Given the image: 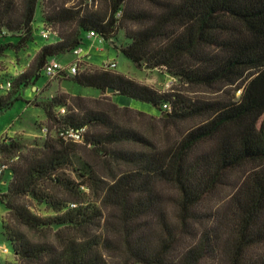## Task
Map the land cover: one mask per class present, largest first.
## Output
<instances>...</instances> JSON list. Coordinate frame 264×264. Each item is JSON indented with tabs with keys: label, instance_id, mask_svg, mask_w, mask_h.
I'll use <instances>...</instances> for the list:
<instances>
[{
	"label": "trees",
	"instance_id": "obj_1",
	"mask_svg": "<svg viewBox=\"0 0 264 264\" xmlns=\"http://www.w3.org/2000/svg\"><path fill=\"white\" fill-rule=\"evenodd\" d=\"M71 1L44 3V19L59 27L60 40L41 47L35 81L50 58L84 45L89 31L106 41L124 31L128 43L114 46L137 67L164 69L184 85L206 87L217 96L188 98L112 70L78 72L79 84L102 93L113 87L161 110L169 102L172 110L162 120L188 125L173 138L168 126L159 144L119 119L127 111H143L115 103L88 108L77 97V111L57 119L56 126L87 125L83 143L128 166L105 180L79 155L81 145L61 137L18 154L0 200L19 225L47 230L53 239L34 242L3 221L16 264H111L104 253L112 247L102 224L104 207L117 219L123 239L118 249L127 263L264 264V0H105L104 9L97 0L67 5ZM39 3L0 0V30L6 32L0 53L33 40ZM10 33H19V41L3 44ZM22 77L16 84L29 87L30 78ZM21 99L22 94L1 98L0 115ZM126 144L141 148L111 150ZM2 147L11 153L22 149L14 140ZM82 187L96 189L98 199L85 201ZM226 187L229 194L212 205ZM28 196L56 215H35L19 201Z\"/></svg>",
	"mask_w": 264,
	"mask_h": 264
},
{
	"label": "rangeland",
	"instance_id": "obj_2",
	"mask_svg": "<svg viewBox=\"0 0 264 264\" xmlns=\"http://www.w3.org/2000/svg\"><path fill=\"white\" fill-rule=\"evenodd\" d=\"M49 0H40L35 22L33 23V40L28 42L20 50L12 48L6 49L0 53V83L11 81L12 87L10 90L0 87V99L13 98L17 94H22L21 100H17L14 104L0 115V165L7 164L8 169H5L0 175V196H3L8 191L9 183L13 178V171L10 169L18 160V154H26L30 148H42L47 139H56L58 136L53 132L54 127L58 124L57 119L65 118L72 111L76 110V103H80L77 97H82L87 100L84 103L88 108H110L111 103H115L120 107H128L133 110L143 111L145 115H139L131 111L125 112L119 117L121 121L131 127L136 128L144 135L153 138L159 144L166 139L167 128L169 126L170 137H175L179 130L185 128L187 122L166 123L162 120L165 117V112L161 108L136 99H131L117 93L108 92L102 93L94 87L83 86L78 83L76 77L65 76L54 79L48 78L42 73L39 80L35 81L36 57L41 47L46 44L55 43L60 40L58 36V26H53L44 19L45 4ZM75 1V0H74ZM74 1L68 2L67 5H72ZM79 1V0H76ZM84 1L85 0H81ZM105 0H97V6L104 9ZM52 26L57 32L52 34L49 39L43 38L41 33L43 29ZM73 28V27H72ZM19 33H10L5 35L6 39L3 44L17 43L20 39ZM85 36V47L90 48L93 55H100L106 59L117 61V68L112 71L123 73L129 78L136 80L142 84H148L158 90L166 92H181L188 98L207 97L212 98L217 96L214 90L206 87H196L184 85L178 80L172 81V76L161 68H147V66L137 67L135 63L125 56L117 47L124 46L128 40L121 31L118 35L110 41L100 43L95 39H88ZM114 44H110V42ZM56 59L64 65H69L75 60L72 52L64 55L55 56L49 60ZM86 62L79 64V72L103 69L101 65H88ZM24 76V77H22ZM25 81L30 78V86L26 88L24 85L16 84L18 78ZM35 81V84H34ZM33 86H37L36 91ZM231 94V93H230ZM95 95V96H94ZM238 95V94H237ZM91 99H104L100 104L89 102ZM64 103H67L64 105ZM110 104V105H109ZM50 107L51 114L46 113V108ZM65 109L63 114H60L61 109ZM48 128L49 133L44 134L43 129ZM11 140L17 141L22 145V149L17 153H11L4 149L2 145L10 143ZM79 155L85 160L91 169L96 171L99 176L105 180H109L111 175L124 169L128 165L122 161L110 156L109 153L100 151L94 145H85L83 142L78 143ZM136 144H126L114 149H140ZM72 177L75 178L74 174ZM237 177V174L234 175ZM235 179V178H233ZM167 190L168 187L159 183ZM96 188V187H95ZM85 192V201H96L98 193L96 189L81 188ZM169 190V189H168ZM167 190V191H168ZM230 188H223L212 200L214 205L220 198L229 194ZM21 204L27 206L35 215L40 217H50L56 215V212L48 207L45 203L38 202L36 199L28 196L19 200ZM171 209V208H170ZM111 209L104 207L103 227L106 235L111 237V250H106L104 253L111 264H134L128 262L125 256L118 249L122 247V236L118 232L119 226L117 219L111 214ZM171 212V211H170ZM6 221L11 227L17 228L19 231L25 233L34 242L51 241L53 239L52 233L46 231H29L25 226L19 225L14 216L10 213L5 203L0 200V246H6L8 251L0 252V264H16V254L13 250L11 242L8 240L2 222ZM15 254V258H14Z\"/></svg>",
	"mask_w": 264,
	"mask_h": 264
},
{
	"label": "built area",
	"instance_id": "obj_3",
	"mask_svg": "<svg viewBox=\"0 0 264 264\" xmlns=\"http://www.w3.org/2000/svg\"><path fill=\"white\" fill-rule=\"evenodd\" d=\"M3 33H6L5 31L0 30V37ZM57 32L54 30L52 26H48L47 29H43L41 35L43 38L49 39L52 34H56ZM88 39H95L97 38L100 43H104L106 40L101 37L99 34H97L95 31H89L87 33ZM75 56V60L69 64L64 65L60 61L56 59L49 60L46 65L43 68V73L50 79H54L57 77H65V76H72L74 77L79 72V64L82 62H85L84 60V54L82 46H78L75 48L72 52ZM103 69L106 70H113L117 68V61L115 60H108L102 63ZM176 79L172 77V81H175ZM12 87L11 81H6L1 85V88H5L7 90H10ZM241 91L239 90V93ZM162 110L163 112H170L172 110V106L169 102H165L162 104ZM65 112V109H61L60 114H63ZM44 134H48L50 131L48 128L43 129ZM53 132L56 134V136L61 137L65 140L73 141L76 143H82L85 141V137L88 133V126H69V125H62V126H55L53 129ZM8 169L7 164L0 165V175L2 172ZM84 188V187H82ZM72 206H75L74 204ZM1 251H8V248L6 246H0V252Z\"/></svg>",
	"mask_w": 264,
	"mask_h": 264
},
{
	"label": "crops",
	"instance_id": "obj_4",
	"mask_svg": "<svg viewBox=\"0 0 264 264\" xmlns=\"http://www.w3.org/2000/svg\"><path fill=\"white\" fill-rule=\"evenodd\" d=\"M81 46L83 49L84 60L88 65H101L103 62L110 60V59H106L100 55H93L91 49L85 47V43H84V45H81ZM33 88L36 91L38 90L37 86H33ZM101 94H102V92L100 91L99 94H97V95L100 96ZM14 258H15V254H14Z\"/></svg>",
	"mask_w": 264,
	"mask_h": 264
},
{
	"label": "water",
	"instance_id": "obj_5",
	"mask_svg": "<svg viewBox=\"0 0 264 264\" xmlns=\"http://www.w3.org/2000/svg\"><path fill=\"white\" fill-rule=\"evenodd\" d=\"M110 44H112V45H113L114 43L111 41V42H110ZM147 68H150V67H149V66H147ZM116 91H117V90H116L115 88H113V87H111V88H109V89H108V92H113V93H116ZM164 116H165V117H167L168 115L166 114V115H164Z\"/></svg>",
	"mask_w": 264,
	"mask_h": 264
}]
</instances>
